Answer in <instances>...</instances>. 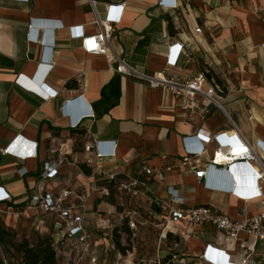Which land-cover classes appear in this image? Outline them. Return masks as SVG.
I'll use <instances>...</instances> for the list:
<instances>
[{"label":"crops","instance_id":"obj_1","mask_svg":"<svg viewBox=\"0 0 264 264\" xmlns=\"http://www.w3.org/2000/svg\"><path fill=\"white\" fill-rule=\"evenodd\" d=\"M97 1L102 16L110 4L125 5L109 40L113 52L131 62L144 40L147 53L135 66L181 76L205 72L209 80L222 81V106L211 105L204 118H189L166 88H151L123 76L106 56L86 53L70 27L82 26L87 34L100 31L90 0H0V148L17 136L36 142L38 147V155L25 160L0 154V187L9 196L0 201L4 228L18 241L55 235L57 219L30 207V198L40 190L44 164L65 156L58 174L43 180L44 192L80 189L88 195L87 225L97 251L112 248L111 231L123 224L117 205H124L125 198L130 203L134 200L140 213L159 216L164 225L161 238H180L181 251L166 252V263L211 264L202 258L211 244L224 249L233 262L251 255L255 264H264L263 245L245 234L229 240L211 224L193 227L176 222L166 228L162 210L142 196L118 193V201L112 203L108 196L114 190L113 182L109 185L106 177L94 175V166L85 162L84 150L89 141L114 140L116 156L107 158L105 164L109 171L118 172L119 180L137 174L143 163L159 168L175 166L164 181L150 179L152 194L157 196L167 197L168 187L174 186L188 205H212L236 219L262 211L258 199H244L233 192L239 184L220 173H226V168L211 169L209 175L198 178L190 166H180L179 160L185 155L184 138L199 132L226 130L253 145L258 141L264 144V0H182L176 9L161 7L155 0ZM197 27L202 32L197 33ZM32 29L40 32L39 41L30 38ZM178 42L191 57L169 67L168 48ZM42 62H51L50 70L41 68ZM20 74L35 85L58 90L59 95L45 100L16 81ZM103 90L118 96V102L106 112L99 102ZM78 95H83L86 103L75 104L67 109L69 115L63 114L65 103ZM90 109L95 117L84 118L79 127L70 125V118ZM30 147L25 146L26 150ZM191 147H199V143L194 141ZM216 147L215 142L206 144L199 168H207ZM104 149L112 150V143ZM259 156L264 159L262 153ZM101 221L111 227H99ZM0 264H9L1 241Z\"/></svg>","mask_w":264,"mask_h":264},{"label":"built area","instance_id":"obj_2","mask_svg":"<svg viewBox=\"0 0 264 264\" xmlns=\"http://www.w3.org/2000/svg\"><path fill=\"white\" fill-rule=\"evenodd\" d=\"M29 1V0H17ZM159 6L169 9L179 8L182 0H155ZM97 0H90V5L96 16V23L100 26V31L94 34H87L82 26H71V35L81 39L82 49L89 54H100L106 56L109 62L115 63L117 73L146 83L151 88H166L177 100H179L182 109L189 118L200 116L204 118L209 113L211 105L222 106L221 97L224 88L214 80H209L205 72H198L194 76H181L175 73H168L166 70L148 72L138 66L133 65L125 57L113 52L109 40L114 32V25L122 19L124 4H110L106 14L102 16L97 10ZM33 28L32 26H30ZM197 33L202 32L201 27L195 29ZM30 38L34 41L40 40V32L33 29ZM264 48V44L262 45ZM191 54L183 43H174L168 48L167 65L169 67L177 66L181 59H188ZM46 61L51 58L45 57ZM51 62H42L41 68L46 66L50 70ZM16 81L28 89L36 92L45 100L56 98L59 95L58 90L48 86L35 85L32 81L20 74ZM83 95H78L69 99L63 106V114L69 115V107L75 104H85ZM92 108V107H91ZM87 117H95L93 109L81 112L76 117L70 118L72 127H79L82 120ZM204 139V141L201 139ZM185 155L179 160L180 166H190L198 178L209 175V170H221V167H236L246 178L247 183L235 187L238 196L244 199H258L264 206V159L262 160L259 153L264 157V144L258 141L251 144L247 140L238 137L237 133L223 130L217 133L199 132L194 136L184 138ZM197 141L199 147H191V143ZM215 142L217 147L213 152L212 160L208 163L207 168H199L201 165V156L206 150V144ZM112 143V150H105L104 147ZM31 145L30 150L25 146ZM36 142L25 140L22 136H17L7 146L0 148V154H11L17 156L20 160H25L38 155ZM86 152L85 162L94 166V175L106 177L113 181V188L118 193H126L131 196H142L151 204L158 206L163 212L165 227L170 223L181 222L188 226H200L211 224L219 230L225 238L237 240L245 234L261 242L264 248V209L254 215H245L241 219L233 218L231 215L208 204L188 205L186 199L180 194L174 186L167 189L168 196L160 197L152 194L150 188V179L154 178L164 181L167 174L175 169V166L168 164L164 167H153L147 163L141 164L139 171L135 175H128L121 180L118 179V172L109 171L106 168L105 160L116 156V142L94 140L85 144ZM55 152V149L51 150ZM259 151V152H258ZM65 156L61 157L56 163L46 162L43 167L42 181L40 190L30 198V207L38 208L41 212L54 216L58 222V228L55 235L52 236L54 246L57 251L59 264H108V256L112 248H104L103 251H97V244L94 236L89 231L87 225V202L89 197L80 189H65L59 194L44 192L43 180L53 178L58 174V166L65 162ZM256 162L258 167L253 163ZM211 186L221 189H232L231 186L216 185L208 183ZM9 199L8 194L0 187V201ZM139 216L138 208L121 212V221L125 220L131 229L137 228V217ZM99 227H111L110 223H98ZM114 228V227H113ZM113 230L111 231L113 238ZM104 253V256L101 254ZM117 264H123V253L117 252ZM247 256L241 262L231 261L230 254L224 249L218 248L211 244L207 245L202 258L205 262L211 264H255L256 262ZM264 259V251L262 253ZM155 264H170L159 259Z\"/></svg>","mask_w":264,"mask_h":264},{"label":"rangeland","instance_id":"obj_3","mask_svg":"<svg viewBox=\"0 0 264 264\" xmlns=\"http://www.w3.org/2000/svg\"><path fill=\"white\" fill-rule=\"evenodd\" d=\"M111 193L112 194L108 196L109 201L116 203L118 201V192L113 190ZM132 202L133 203H130L129 199L125 200L124 198V205H117V210L122 213L136 208L139 210L137 228L131 229L130 226H128L131 233L129 234L126 231H122L121 233L123 244L129 248L127 252L123 254V264H155L157 260H163L165 258L164 255L167 254L166 252H180L181 247L180 244L177 243L175 237L161 238L164 225L162 226L163 222L160 220L159 216L155 214L149 215L145 212L140 213L138 204L134 205V200ZM122 223L123 224L119 226L120 229L126 224V221L123 220ZM110 239L113 249L110 252L108 264H117L116 254L119 250L115 247L113 238ZM11 251L12 254H10L8 249L7 251L5 250L6 260L8 262H18L20 260V254L13 250Z\"/></svg>","mask_w":264,"mask_h":264},{"label":"trees","instance_id":"obj_4","mask_svg":"<svg viewBox=\"0 0 264 264\" xmlns=\"http://www.w3.org/2000/svg\"><path fill=\"white\" fill-rule=\"evenodd\" d=\"M143 41L138 44L135 50L134 59L131 58V62L134 65H137V63H142L147 53V48ZM209 75L210 74H208V76ZM216 82L219 85H223L222 81L219 79H216ZM99 102L104 106L103 112H106L111 106L118 102V96H109L105 93V90H103V97ZM86 171L89 172L90 170ZM109 182V185H111L113 181L109 180ZM122 231H126L129 234L131 233V230L127 224L123 225L122 229L119 227L114 228L113 243L121 253L125 254L129 248L125 246L121 240ZM0 241L4 245L5 250H9L10 254H12L11 250L20 254V260L18 262L11 261L9 262L10 264H59L57 251L54 246V240L51 236L22 238L20 241H18L13 237L10 231L4 228L3 223L0 221ZM176 241H180L178 236H176Z\"/></svg>","mask_w":264,"mask_h":264},{"label":"water","instance_id":"obj_5","mask_svg":"<svg viewBox=\"0 0 264 264\" xmlns=\"http://www.w3.org/2000/svg\"><path fill=\"white\" fill-rule=\"evenodd\" d=\"M226 173H224L223 171H221L220 173H222L223 175H230L232 180L234 178L235 182L237 184H246L247 183V178L241 173L239 172L236 167H226ZM234 174V175H233ZM204 181V180H203Z\"/></svg>","mask_w":264,"mask_h":264},{"label":"clouds","instance_id":"obj_6","mask_svg":"<svg viewBox=\"0 0 264 264\" xmlns=\"http://www.w3.org/2000/svg\"><path fill=\"white\" fill-rule=\"evenodd\" d=\"M160 1H162V0H160ZM15 156V155H14ZM17 157V156H16ZM234 190V189H233Z\"/></svg>","mask_w":264,"mask_h":264}]
</instances>
